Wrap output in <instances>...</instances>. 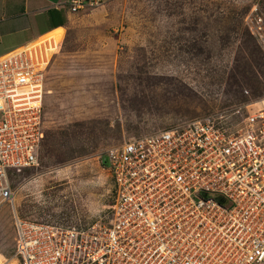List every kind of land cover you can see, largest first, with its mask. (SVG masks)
Returning <instances> with one entry per match:
<instances>
[{
    "label": "rangeland",
    "instance_id": "obj_1",
    "mask_svg": "<svg viewBox=\"0 0 264 264\" xmlns=\"http://www.w3.org/2000/svg\"><path fill=\"white\" fill-rule=\"evenodd\" d=\"M254 14L264 17V0H104L38 38L56 48L45 51L44 138L38 166L13 178L12 205L0 208V264H15V215L102 221L113 201L106 152L124 140L215 113L238 127L264 98V51L245 24Z\"/></svg>",
    "mask_w": 264,
    "mask_h": 264
},
{
    "label": "built area",
    "instance_id": "obj_2",
    "mask_svg": "<svg viewBox=\"0 0 264 264\" xmlns=\"http://www.w3.org/2000/svg\"><path fill=\"white\" fill-rule=\"evenodd\" d=\"M103 2L54 7L74 14ZM245 24L264 51V17L249 15ZM37 39L0 56V208L12 205L13 178L38 166L45 51L54 43ZM253 101L236 128L215 113L109 149L113 201L103 220L78 228L15 215L12 260L264 264V98Z\"/></svg>",
    "mask_w": 264,
    "mask_h": 264
},
{
    "label": "crops",
    "instance_id": "obj_3",
    "mask_svg": "<svg viewBox=\"0 0 264 264\" xmlns=\"http://www.w3.org/2000/svg\"><path fill=\"white\" fill-rule=\"evenodd\" d=\"M64 1L0 0V41L9 40L4 53L64 27L69 15L54 7Z\"/></svg>",
    "mask_w": 264,
    "mask_h": 264
},
{
    "label": "bare ground",
    "instance_id": "obj_4",
    "mask_svg": "<svg viewBox=\"0 0 264 264\" xmlns=\"http://www.w3.org/2000/svg\"><path fill=\"white\" fill-rule=\"evenodd\" d=\"M7 261L3 262L2 264H6ZM14 264V263H13Z\"/></svg>",
    "mask_w": 264,
    "mask_h": 264
}]
</instances>
